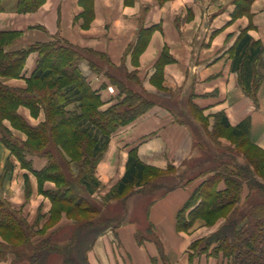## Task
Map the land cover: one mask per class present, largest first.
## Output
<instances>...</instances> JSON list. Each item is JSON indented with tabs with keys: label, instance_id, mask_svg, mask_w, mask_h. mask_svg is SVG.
Returning <instances> with one entry per match:
<instances>
[{
	"label": "crops",
	"instance_id": "1",
	"mask_svg": "<svg viewBox=\"0 0 264 264\" xmlns=\"http://www.w3.org/2000/svg\"><path fill=\"white\" fill-rule=\"evenodd\" d=\"M235 4V0H46L33 12H0V30L23 31L14 48L60 38L74 47L102 53L114 66L135 72L146 91L169 98L174 93L179 98L184 96L209 119L217 112H223L231 125L247 118L250 139L264 150V81L255 99L249 97L239 84L237 73L231 69L230 57V49L242 29L264 47V0H253L245 13L236 16ZM145 39L142 51L135 58L132 50ZM163 50L171 61L163 65L162 80L157 83L155 63ZM37 57V52H30L25 60L24 76L4 79V84L23 88L24 78L32 72ZM90 58L97 66L104 64L97 56ZM79 68L91 88L98 91L101 109L117 102L118 89L103 70L92 71L86 59L79 62ZM17 113L30 125L44 118L42 111L33 116L25 106H19ZM177 115L179 112L171 105L157 102L110 136L95 168L102 194L124 174L132 147L143 163L161 170L183 167L197 155L191 126L194 120L188 117L186 122ZM3 123L13 136L25 140L26 135L13 128L9 121ZM7 159L12 167L4 173ZM26 159L31 169L22 167L0 140V200L22 210L37 228L44 226L47 234L73 224L64 213L56 223H51V201L42 192L53 188L54 183L44 181L39 185L35 175L47 159L39 155H26ZM198 182L193 179L176 186L146 205V231L160 242L168 264H225L220 257L206 253L196 257L186 253L193 239L208 236L224 219L212 227L203 226L198 220L187 232L175 226L177 211ZM141 197L139 193H132L120 200L124 207L121 219L109 225L87 249L85 256L89 264H153V258L161 264L156 241L146 237L138 243L136 233L140 232V220L128 217L135 199L140 201L145 196Z\"/></svg>",
	"mask_w": 264,
	"mask_h": 264
},
{
	"label": "trees",
	"instance_id": "2",
	"mask_svg": "<svg viewBox=\"0 0 264 264\" xmlns=\"http://www.w3.org/2000/svg\"><path fill=\"white\" fill-rule=\"evenodd\" d=\"M45 1L16 0L11 10L17 13L33 12ZM252 1L235 0L237 13L234 15L245 13ZM4 10L3 0H0V12ZM22 34V30H0V140L22 167L31 169L26 155H39L47 159L45 166L35 171V175L39 185L44 181L54 183V188L42 192L51 201L49 220L56 223L64 213L66 218L72 220L74 227L63 244L51 239L55 229L47 234L44 226L37 230L25 226L15 211L0 200V259L6 252H11L13 258L10 264L22 261H25L24 264H47L51 254H59L60 264H89L85 252L109 226L106 224L109 220L105 223L99 220L101 212L91 199L100 185L95 176V167L107 148L110 136L157 102L148 97L135 72L114 66L104 54L74 47L60 38L14 48ZM145 43L146 39L132 50L135 58ZM30 52H37L38 57L32 72L24 78L26 85L23 88L5 85L4 79L24 76L25 60ZM89 54L102 59L104 64L97 66ZM230 57L231 69L237 73L244 93L255 99L257 89L264 81L263 45L242 29L230 49ZM83 59L88 61L92 71L103 70L118 89L117 102L106 109H101L98 91L91 88L79 68V62ZM170 61L171 58L163 50L155 63L157 83L162 80L163 65ZM111 68L123 71L124 76L113 74ZM132 82L140 90L130 86ZM19 106L27 107L33 116L42 111L43 120L30 125L17 113ZM188 106L201 118L203 132L213 145L220 144L219 132L228 134L236 143L228 147L233 152L222 153V156L213 153L212 158L205 156L201 159L210 160V165L199 171L198 176H203L202 181L177 211L176 229L187 231L198 220L211 224L217 218L225 217L214 232L192 241L189 250L199 249L197 253L220 257L222 261L226 260V264H264V150L250 139V122L247 118L231 125L223 112H217L212 115L213 123L209 129L206 122L208 116L203 115L202 110L190 100ZM4 120L23 132L25 140L13 136L4 125ZM193 134L197 158L203 149H207V142L200 140L194 129ZM202 161L194 164L193 168L200 169L204 163ZM5 163L8 165V160ZM168 169L146 165L132 147L128 151L124 174L101 200L104 203L114 199L123 200L137 192L135 188L145 185L151 189L159 188L161 185H156L154 180L165 177ZM66 170L71 174L67 175ZM6 171L4 169V173ZM191 180L187 179L176 186ZM220 184L223 187L219 188ZM176 186L166 188L163 193ZM244 187L247 193L242 199ZM25 191L28 196V186ZM136 239L142 243L144 238L137 232ZM156 243L160 260L168 264L160 242ZM79 247L83 252L77 259L71 253ZM189 256L193 255L189 253ZM156 261V258L152 259L153 264Z\"/></svg>",
	"mask_w": 264,
	"mask_h": 264
},
{
	"label": "rangeland",
	"instance_id": "3",
	"mask_svg": "<svg viewBox=\"0 0 264 264\" xmlns=\"http://www.w3.org/2000/svg\"><path fill=\"white\" fill-rule=\"evenodd\" d=\"M15 1L16 0H3V6H4L5 10H11L14 7V5H15ZM19 39L20 38H18L16 40L14 45L18 44L17 42L19 41ZM88 56L89 57H94L96 59V56H93V55H90V54ZM111 69H112L113 74H116L117 76H120V77L124 76V74H123L124 72L123 71L115 70L114 68H111ZM124 81L126 82L125 79H124ZM130 86H132L134 89H137V90L139 89L140 90L139 86L137 84H135L134 82H132L130 84ZM145 92L148 94V97L151 98L152 100H154L156 102L163 103V104H165L167 106L171 105V107L174 110L179 112V115H177V116L181 117V119L183 121L186 120V122H187L188 121L187 118L191 117L194 120V122L191 123V126L193 127L195 134L198 135V137H201L200 140L204 141V139H205V142H207V149H203V152H202V154L199 157L196 158V156H195V157L191 158L190 160L186 161L184 163L183 167L168 169V171L166 172L168 174L165 177L154 180V183H156V185H161L159 188L151 189L149 185H145V186H141V187L135 188L137 192H134V193H139V194L142 195V197H144V196L145 197L143 198V200H140V201H138L137 198L135 199L136 202L133 205L134 207H133L132 214H129L128 217L140 220L139 221V231H140L139 232V236H142V238H145V239H146V237H149V238H152V239H154L156 241L155 236L146 231L147 222L145 221L144 217H145V209H146L147 203L151 199L161 196V194H163V192L166 190V188H168L170 186H176L179 183L185 182L187 179H197L198 181L201 182L202 179H203V176H198L199 171L202 170V169H205L206 167H208L210 165V160L207 159V160H203L202 161L201 159L204 158L205 156L209 157V159H210L214 155L213 153H215V154L217 153V155L219 154L218 156H222V153L233 152L229 148H231L232 146L235 145L236 140L233 139L232 137L230 138L228 136V134H226L224 132H219V134H220V138H219L220 144L219 145H213L209 141V138H206V135L203 132V129H202L201 124H200V122H202L201 118L198 117L197 114L195 113V111L191 110L190 107L188 106V101H189L188 99H185L184 96L182 98H179L178 97L179 95L177 93H174V92H173L174 94H172V96L170 98L166 97V96L164 97V96H161V95H156V94H153V93H151L149 91H146V90H145ZM195 119H196V121H195ZM206 122H207V126L210 129L212 127L213 119L212 118L209 119L207 117ZM221 139H223V140H221ZM203 141H202V143H203ZM55 154H56V152H55ZM200 161L204 162V163H202L203 166H201L200 169L193 168L194 164H197ZM239 161H241V159H239ZM8 162L10 163L9 160H8ZM9 163H8V165L5 163L6 164L5 165V169H7V170L10 168V166H9L10 164ZM65 172L67 173V175L71 174L70 171L66 170ZM149 179H152V177H149ZM200 182H198L196 184V186ZM97 189L95 190V193L96 192L97 193L93 197H91V199H92V202L99 208V211L101 212L99 220L102 221V222H104L106 220H109L108 223L106 222V224H109V225H113V222L120 221L121 215H122L123 210H124V207H123V204L121 203V201L114 199V200H111L108 203H104L101 199L107 192L102 194L101 190L98 189V191H97ZM246 193H247V189H246V187H244L243 191H242V199H243V194L245 195ZM142 197L140 199H142ZM12 209L15 211V213L18 215V217H20L24 221V225L25 226H27V225L31 226L33 228V230H37L38 229L37 226H36L37 225L36 223L31 222L32 220L29 221V219L24 216V213L22 214V210L15 209V208H12ZM221 219L225 220V217L217 218L211 224H206V223L204 224V222L202 220H199V221H200V224L203 225V226L212 227ZM73 227L74 226L72 224H68L66 226L63 225L61 227L56 228L54 233H52L51 239H53L55 241H60L61 243L65 244L67 242L66 238H68V235H70V233L72 232L71 230H72ZM187 231H184V232H187ZM43 236H44V234H43ZM199 238H202V237H199ZM0 239H2L1 234H0ZM196 239H198V238H196ZM194 240L195 239H193L192 241H194ZM12 242L15 243L14 240H12ZM189 245H188V248L186 250V253L187 254L190 253L191 256L193 255L192 257H196V256H199V255L205 254V253H197L199 249H196V248H194V249L192 248V250H189ZM82 252H83V250L80 249V247H79V248H77V250L72 252L71 255L77 257V259H80L79 257H80V254H82ZM164 257H165V255H164ZM12 258H13L12 253L11 252H8V253L6 252V254H4L3 257H1L0 261L5 262V264H10V261L12 260ZM60 260H61V256L59 254H51L48 257V259H47V264H60ZM159 261H161V260H159ZM24 262L25 261H22L19 264H24ZM222 262H224L226 264V260L225 259ZM155 263L157 264V261ZM161 264H163L162 261H161Z\"/></svg>",
	"mask_w": 264,
	"mask_h": 264
}]
</instances>
